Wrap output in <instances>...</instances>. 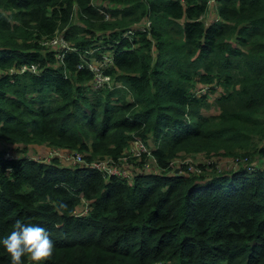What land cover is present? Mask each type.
<instances>
[{"label": "trees", "instance_id": "trees-1", "mask_svg": "<svg viewBox=\"0 0 264 264\" xmlns=\"http://www.w3.org/2000/svg\"><path fill=\"white\" fill-rule=\"evenodd\" d=\"M107 1L0 0V240L20 220L54 242L41 264H264L262 168L168 170L179 154L264 158V0H215L208 22L209 0ZM145 16L148 33L124 34ZM55 30L73 47L60 61L40 43ZM103 50L113 85L95 88L77 64ZM33 62L37 72L8 71ZM137 136L160 170L131 181L32 157H117Z\"/></svg>", "mask_w": 264, "mask_h": 264}, {"label": "built area", "instance_id": "built-area-1", "mask_svg": "<svg viewBox=\"0 0 264 264\" xmlns=\"http://www.w3.org/2000/svg\"><path fill=\"white\" fill-rule=\"evenodd\" d=\"M215 3V9L217 3L215 0L208 1L207 11H209L210 3ZM102 12L105 19H109V13L103 9H99ZM76 13L75 6L73 7V15ZM203 14V15H204ZM202 15V17H203ZM208 22V20H205ZM150 26L149 17L145 16L143 20L134 22L128 27L124 34L132 33L135 29L147 31ZM40 43L43 46L48 48H54L55 56L59 61L62 59L64 51L68 48H73L70 46L69 41L65 38L62 30H55L54 34L51 36L41 37ZM93 50H89L91 53ZM112 63V52L109 50H103L98 57H82V61L77 64L78 68L85 67L92 72L91 83L93 87L99 88L104 85H113L112 75L106 72V67ZM39 69L38 63H30V64H21V65H13L9 67V72H24V71H32L37 72ZM206 86L202 87L200 90H204ZM153 147H151L146 141L141 139L140 137H135L133 140L129 142V144L122 150L121 155L117 157L106 156V157H96L87 161L83 154L80 151H73L71 153H60L58 148H51L48 150V155L40 156L39 153H35L32 157L39 159H49L51 156H59L63 161L70 164H85L90 165L96 169H98L103 174L109 176H117L120 178H125L128 181H131L134 176H136L140 172H153L159 171L160 167L158 165V160L152 153ZM198 156V155H197ZM5 157L12 158L16 157L10 151L5 153ZM174 161H171V164ZM207 164L213 163V167L217 171L223 170H236L240 167L247 168L248 170H253L258 168L256 163H253L248 155H238L232 158V160L224 165L220 163H214L213 160H207ZM182 164L184 167L180 172L177 173H200L201 168L196 162L195 158H185L182 160ZM227 168V169H224ZM174 171V170H173ZM263 177H264V168H262ZM86 208L82 206L81 210L85 211Z\"/></svg>", "mask_w": 264, "mask_h": 264}, {"label": "clouds", "instance_id": "clouds-1", "mask_svg": "<svg viewBox=\"0 0 264 264\" xmlns=\"http://www.w3.org/2000/svg\"><path fill=\"white\" fill-rule=\"evenodd\" d=\"M10 256V264H24L27 257L32 264H41L50 259L54 253V242L49 233L36 225H25L20 220L15 222L13 231L0 240Z\"/></svg>", "mask_w": 264, "mask_h": 264}, {"label": "rangeland", "instance_id": "rangeland-1", "mask_svg": "<svg viewBox=\"0 0 264 264\" xmlns=\"http://www.w3.org/2000/svg\"><path fill=\"white\" fill-rule=\"evenodd\" d=\"M91 2H93L95 5H97V6H110V4H109V2L107 1V0H91ZM100 11V10H99ZM209 11H212V12H216V10H215V3L213 2H211L210 3V7H209ZM209 11L206 13V14H204L203 15V19L204 20H208V19H210V20H212V16H216V14L215 15H211V14H209ZM73 20L75 21V22H79V19H78V17H77V15H76V13H74V15H73ZM197 87H200V88H197V89H201L202 87H204V86H201V85H199V86H197ZM207 89V87L204 89V90H202V91H205ZM213 98H214V93H212V95H210L209 96V101H211L212 102V100H213ZM212 106H214V104H212ZM212 110H215L216 111V106H214L213 107V109ZM258 139H259V136L257 135V136H255V140H256V143H258L257 141H258ZM149 141H151V142H147L150 146H152V140L151 139H148ZM260 143L261 142H259V144H258V146L260 145ZM128 145V144H127ZM126 145V146H127ZM125 146V147H126ZM124 147V148H125ZM58 150H59V152L60 153H71V152H73V151H79V150H75V149H71V148H67V147H64V148H58ZM31 153V152H30ZM34 153H36V151H34ZM37 153H39L40 154V156H44V155H48V151L46 152V153H42V152H37ZM36 153V154H37ZM198 155V156H197ZM238 155H248L249 156V158L252 160V162L253 163H256L257 164V166L258 167H260V168H264V158H261L259 155H258V152L255 150V152H254V154H253V156L251 155V157H250V155L249 154H246L245 152H244V150L243 149H240L236 154H231V155H222V154H212V155H210V156H206V155H204L203 153H202V155L200 154V153H197V154H179V155H177V156H175V157H173L171 160H170V162H169V168H168V170H170L169 172H172L173 170L175 171L176 170V172H180V170H182L183 169V167H184V164H182V160L183 159H185V158H195L196 159V162H197V164L198 163H201L202 164V166L203 165H205V167H206V170H210L212 167L210 166V164H207L206 163V161L207 160H213V162L214 163H222V164H224V165H226V164H228L231 160H232V158H234L235 156H238ZM59 157V156H58ZM60 158V157H59ZM61 159V158H60ZM62 160V159H61ZM171 161H174V163H172L171 164ZM199 165V164H198ZM202 166H200L199 165V167L201 168V172H203L204 171V169H203V167ZM224 169H227V168H224ZM228 170V169H227Z\"/></svg>", "mask_w": 264, "mask_h": 264}, {"label": "crops", "instance_id": "crops-1", "mask_svg": "<svg viewBox=\"0 0 264 264\" xmlns=\"http://www.w3.org/2000/svg\"><path fill=\"white\" fill-rule=\"evenodd\" d=\"M216 10V9H215ZM209 14H213V15H215L216 14V16H212V20H214V19H216L217 18V13L215 12H212V11H209ZM208 21H211L210 19H208Z\"/></svg>", "mask_w": 264, "mask_h": 264}, {"label": "water", "instance_id": "water-1", "mask_svg": "<svg viewBox=\"0 0 264 264\" xmlns=\"http://www.w3.org/2000/svg\"><path fill=\"white\" fill-rule=\"evenodd\" d=\"M175 172H176V170H175Z\"/></svg>", "mask_w": 264, "mask_h": 264}]
</instances>
